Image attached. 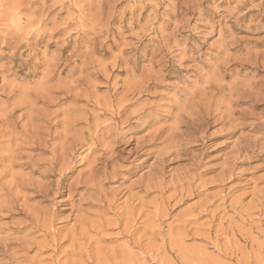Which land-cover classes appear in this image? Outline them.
Here are the masks:
<instances>
[{"label": "rangeland", "instance_id": "obj_1", "mask_svg": "<svg viewBox=\"0 0 264 264\" xmlns=\"http://www.w3.org/2000/svg\"><path fill=\"white\" fill-rule=\"evenodd\" d=\"M0 264H264V0H0Z\"/></svg>", "mask_w": 264, "mask_h": 264}, {"label": "bare ground", "instance_id": "obj_2", "mask_svg": "<svg viewBox=\"0 0 264 264\" xmlns=\"http://www.w3.org/2000/svg\"><path fill=\"white\" fill-rule=\"evenodd\" d=\"M18 22H20V21H18Z\"/></svg>", "mask_w": 264, "mask_h": 264}]
</instances>
